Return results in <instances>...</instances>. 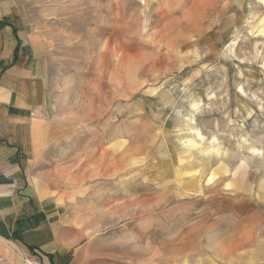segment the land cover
Wrapping results in <instances>:
<instances>
[{"label":"rangeland","instance_id":"374dc122","mask_svg":"<svg viewBox=\"0 0 264 264\" xmlns=\"http://www.w3.org/2000/svg\"><path fill=\"white\" fill-rule=\"evenodd\" d=\"M16 1L84 231L62 262L264 264V0ZM34 256L0 237V264Z\"/></svg>","mask_w":264,"mask_h":264},{"label":"crops","instance_id":"0c3cea01","mask_svg":"<svg viewBox=\"0 0 264 264\" xmlns=\"http://www.w3.org/2000/svg\"><path fill=\"white\" fill-rule=\"evenodd\" d=\"M21 8L16 0H0V237L31 217L20 239L35 247L33 261L43 264L50 254L53 264H64L61 258L84 231L58 210L48 178L49 128L39 116L45 90L37 55L23 49L32 43Z\"/></svg>","mask_w":264,"mask_h":264},{"label":"trees","instance_id":"16d2710c","mask_svg":"<svg viewBox=\"0 0 264 264\" xmlns=\"http://www.w3.org/2000/svg\"><path fill=\"white\" fill-rule=\"evenodd\" d=\"M13 30H14V34H15V28L14 27H13ZM17 52H18V46L16 47V50H15V56L17 55ZM29 220H30V218L28 217L24 221L18 222V226L13 233V234H16L17 239H20V234H21L22 230H24V228L29 226V224H30ZM28 249L33 251L34 254H37V252L35 251V247L28 246ZM43 254H46V253H43ZM46 255L50 256V254H46Z\"/></svg>","mask_w":264,"mask_h":264},{"label":"built area","instance_id":"2783aa9c","mask_svg":"<svg viewBox=\"0 0 264 264\" xmlns=\"http://www.w3.org/2000/svg\"><path fill=\"white\" fill-rule=\"evenodd\" d=\"M29 263H30V264H37V263H36V262H34V261H33V262H29Z\"/></svg>","mask_w":264,"mask_h":264}]
</instances>
